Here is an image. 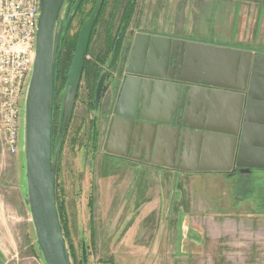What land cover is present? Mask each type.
Segmentation results:
<instances>
[{"label": "rangeland", "instance_id": "rangeland-1", "mask_svg": "<svg viewBox=\"0 0 264 264\" xmlns=\"http://www.w3.org/2000/svg\"><path fill=\"white\" fill-rule=\"evenodd\" d=\"M125 1L110 0L97 26L87 53L89 74L81 80L57 163V208L72 264H83V242L86 264H264V176L240 178L229 193L231 205L224 200L214 209L208 199L202 203L192 193L177 191L175 177L165 191L157 172L138 171L104 155L105 126L97 118L93 127L91 110H86L92 100L88 79L92 82L95 75L97 80L99 64L111 57L105 30L111 13L117 14V30L122 8L114 10V5ZM91 8L87 5L85 14ZM83 17L73 21L71 34L79 32ZM60 18L65 19L64 11ZM139 33L226 46L232 42L263 52L264 0H137L124 34ZM65 85L66 78L58 74V108ZM20 106L23 112V100ZM22 112L16 154L6 148L0 116V264H43L24 205Z\"/></svg>", "mask_w": 264, "mask_h": 264}, {"label": "water", "instance_id": "water-1", "mask_svg": "<svg viewBox=\"0 0 264 264\" xmlns=\"http://www.w3.org/2000/svg\"><path fill=\"white\" fill-rule=\"evenodd\" d=\"M69 0H39L38 18L36 22L35 53L30 77L23 98V126L22 149L24 157V180L26 191L24 205L27 208L31 225L34 231L36 247L41 255L43 264H72L62 227L57 212L55 179L59 149L62 141L60 136L57 144L52 148V111L55 90V66L61 38V23H58L59 14ZM102 1L99 0L90 16L82 24L76 49L73 54L67 74L62 111V131H64L81 80L84 59L87 53L90 36L95 20L101 10ZM200 48L205 62L204 68L198 69L194 79L179 81L137 82L132 86L124 85L118 110L125 108L130 114L116 112L112 129L119 132L126 131V155L134 146L144 148L140 151L141 157L153 152L154 142L162 136L161 128L170 129L174 164L179 165L184 157L188 144L194 145L192 139L193 128L187 126V113H196L206 120L207 104L195 103L193 92L197 89L219 92H243V88L225 86L221 82H238L244 84L251 69L250 52H241L232 49L212 46L192 45ZM264 61V56H256L254 62ZM105 74L99 78L95 94L94 105L97 108L104 85ZM161 84V85H158ZM158 87L164 88L171 99L165 103L166 120L160 122L145 116L146 111L152 109L158 97ZM126 102L121 106L122 101ZM154 126V130H149ZM166 131V130H163ZM197 133H217L207 128H195ZM223 134V133H222ZM231 142H236L237 133L223 134ZM148 145V146H146ZM197 145H200L199 143ZM235 145V144H234ZM109 148V145L106 144ZM19 152V151H18ZM250 173L249 169H245ZM83 264L87 262V252L84 242L81 245Z\"/></svg>", "mask_w": 264, "mask_h": 264}, {"label": "crops", "instance_id": "crops-1", "mask_svg": "<svg viewBox=\"0 0 264 264\" xmlns=\"http://www.w3.org/2000/svg\"><path fill=\"white\" fill-rule=\"evenodd\" d=\"M212 35L222 38L221 34ZM229 38H233L232 34ZM210 44L217 48L250 52L252 54L251 69L243 85L238 82H221L228 87H242L243 92H219L217 89L194 90L192 95L194 102L207 104V119H202L196 113H187L186 124L193 128L194 133L191 136L195 144L187 145L184 157L177 162L179 166L174 164V155L169 141L170 129L163 128H161L162 136L154 142L152 154L150 155L148 150L144 161L137 154V150L129 160L126 155L115 151L110 152V156L106 158L116 160L138 171L157 172L164 179L165 183L162 187L165 191L175 177L177 191L192 193L193 198H202V203L205 202L204 199H208L210 205L216 209L219 207L217 205L224 200L231 205L228 202L229 193L239 185L240 178L242 181H247L254 174L264 176V61L254 62L256 56H264V51L259 52L256 49L237 46L232 42L230 46ZM158 91L155 105L146 111L145 116L160 122L167 119L164 106L171 97L170 94H166L164 88L160 90L158 87ZM200 127L220 134L197 133L195 128ZM154 129V126H149L150 131ZM233 132L237 133L236 142L232 143L229 137H223L224 133ZM198 143L200 145H197ZM245 169H249L250 173H246ZM177 204L180 205V196ZM218 212L221 210L218 209Z\"/></svg>", "mask_w": 264, "mask_h": 264}, {"label": "flooded vegetation", "instance_id": "flooded-vegetation-1", "mask_svg": "<svg viewBox=\"0 0 264 264\" xmlns=\"http://www.w3.org/2000/svg\"><path fill=\"white\" fill-rule=\"evenodd\" d=\"M69 1L63 6L58 17V23H61V31L64 20L60 18V15L64 11L66 17ZM74 14V12L73 14L71 13V15ZM103 44V46H105V41ZM89 45L90 40L88 49ZM192 45L216 47L215 45L207 42L194 41L192 39L182 38L173 34H117L113 49L110 53L111 57L109 58L108 62H105L103 65L99 64L102 69L95 82L93 97L92 100L86 104V110H91L93 116V127L97 124V118H99L98 122L105 126L102 146L105 156H110L109 153L112 151L118 152L121 155H126V131L119 132L117 129H112V127H110L111 123H114L115 121L114 117L117 111L124 114L131 113L126 109V107L123 109L120 108L119 110L117 108L118 104L120 103V97L124 85L127 83L128 86H134L135 83L141 81L150 83L152 81L159 82L162 80L179 83V81L194 79L193 76L195 72H197L198 69L204 68L206 65L205 62H207V60L201 55L202 50H200V48H195ZM87 53L84 59L81 80L82 78H86V75L89 74L86 65ZM102 74H105L104 85L98 106L96 108L94 105V94L97 82ZM94 77L95 75H93V78ZM79 89L80 84L70 117L68 118L64 131H62V111L65 90L59 108L57 107L56 101L53 104L51 129L52 148L54 146L53 139L55 133L57 134V139H59L60 136L63 138L66 130H68L67 127L72 121ZM125 104L126 102L124 103L123 100L121 106H125ZM58 123H60V125H58ZM106 144L109 145V148L106 146ZM143 148L144 145L140 147L134 146L132 151L130 150L128 152V156L126 155V158L129 160V158L135 154L136 150L137 154L141 157L140 151ZM145 157L146 155L141 157L142 161H144Z\"/></svg>", "mask_w": 264, "mask_h": 264}, {"label": "built area", "instance_id": "built-area-1", "mask_svg": "<svg viewBox=\"0 0 264 264\" xmlns=\"http://www.w3.org/2000/svg\"><path fill=\"white\" fill-rule=\"evenodd\" d=\"M39 0H0V116L5 145L18 153L21 106L30 77Z\"/></svg>", "mask_w": 264, "mask_h": 264}, {"label": "trees", "instance_id": "trees-1", "mask_svg": "<svg viewBox=\"0 0 264 264\" xmlns=\"http://www.w3.org/2000/svg\"><path fill=\"white\" fill-rule=\"evenodd\" d=\"M98 1L99 0H70L69 1V6L67 8L68 9L67 15H66V17L63 21V24H62V31H61L62 36L60 39V45H59V49H58V53H57V60H56V66H55L54 102H55V98H56L55 96H56V79H57V76H58V74H60L61 76H63V79L66 78V75L68 73V69H69L73 54L75 52L77 40H78L77 34H79V32H77L76 35H72L70 33L72 23L77 17H83L85 12H86V10H85L86 6L90 5V6H92L90 12L85 14L86 16H84L83 19H81V21H80V24L82 26L85 19L90 16L92 9L95 7V5L97 4ZM101 1H102V6H101V10H100V12H99V14L95 20L94 26H93V30H92L91 37H90V45H91V41L95 35L97 26L100 23L104 22L105 10H106L107 6L110 4V0H101ZM136 1L137 0H126L125 3H123L121 5L115 3L114 10H117V8H119L120 6H121L120 8H122V10L120 12L119 21H118L119 24H118L117 30H114V26H115L114 23L117 19V14L116 13L110 14V17L108 20V27L105 30V33L107 34L105 36L107 52H110L113 49L115 37L117 36V34H124L126 27L128 26L129 22L131 21L133 15H134ZM73 12L75 14L71 15V13L73 14ZM113 34H115V35H113ZM91 81L92 82H90V80L88 79V82L91 83V90H92L91 93H92V97H93V92H94V88H95L94 83L96 82V77L92 78ZM63 139H64V136H63L61 144H60L59 157H60V153H61ZM58 140L59 139H57V142H58ZM57 142H56V144H57ZM53 150H54V146H53ZM58 160H59V158H58ZM57 212H58V216H59L58 208H57ZM59 220H60V218H59ZM60 225H61V223H60ZM63 236H64V233H63ZM64 239H65V236H64ZM35 247H36V244H35ZM36 250L38 252V258L42 261L37 247H36ZM68 252H69V250H68ZM70 257H71V255H70Z\"/></svg>", "mask_w": 264, "mask_h": 264}]
</instances>
